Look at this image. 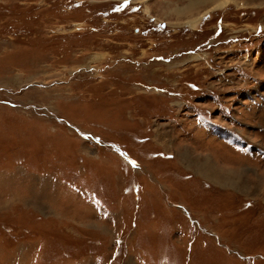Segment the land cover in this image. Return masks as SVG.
Returning <instances> with one entry per match:
<instances>
[{
	"label": "rangeland",
	"instance_id": "rangeland-1",
	"mask_svg": "<svg viewBox=\"0 0 264 264\" xmlns=\"http://www.w3.org/2000/svg\"><path fill=\"white\" fill-rule=\"evenodd\" d=\"M221 1L0 0V264H264V0Z\"/></svg>",
	"mask_w": 264,
	"mask_h": 264
},
{
	"label": "bare ground",
	"instance_id": "bare-ground-1",
	"mask_svg": "<svg viewBox=\"0 0 264 264\" xmlns=\"http://www.w3.org/2000/svg\"><path fill=\"white\" fill-rule=\"evenodd\" d=\"M226 2H227V0H222L220 2L219 6L225 5ZM190 22L189 23L193 26L197 24V21L193 22V23H192V21H190ZM195 169L199 173H201L205 178L209 179L210 181H213L216 184H220L222 186L231 185V186L237 187L236 182H235L236 185H232V184H234V180L232 178V176H233L232 173H228V172L222 171L220 169H217L210 162H208L206 160L200 161L199 163L195 164ZM239 187H240V185H239Z\"/></svg>",
	"mask_w": 264,
	"mask_h": 264
},
{
	"label": "crops",
	"instance_id": "crops-1",
	"mask_svg": "<svg viewBox=\"0 0 264 264\" xmlns=\"http://www.w3.org/2000/svg\"><path fill=\"white\" fill-rule=\"evenodd\" d=\"M193 1V0H192ZM208 1H212V0H203V3H205V2H208ZM143 8V6L141 7V9ZM206 14V13H205ZM205 14L203 15V16H205ZM203 16L200 18V20L203 18ZM190 25V24H189ZM227 149H229V148H227ZM230 150V149H229ZM233 155L234 156H236V157H239L240 155L237 153V152H233ZM213 157H215L214 155H212ZM208 159V158H207ZM205 160V159H204ZM209 160V159H208ZM218 160V159H217ZM210 161V160H209ZM219 161V160H218ZM211 162V161H210ZM212 163V162H211ZM213 164V163H212ZM214 165V164H213ZM224 165V164H223ZM215 166V165H214ZM216 167H218V168H220V169H223L224 171H232V172H234L233 170H226L225 168H221V167H219V166H216ZM230 169H234V167H231ZM196 172V171H195ZM237 173V172H236ZM196 175H198L199 176V178L201 179V180H203V179H205V180H207V181H209L210 183H212V184H214V185H216V186H219V187H224V188H229V186H221V185H218V184H215V183H213L212 181H210L209 179H207V178H205V177H203L201 174H199V173H197L196 172ZM230 188H232V187H230Z\"/></svg>",
	"mask_w": 264,
	"mask_h": 264
}]
</instances>
